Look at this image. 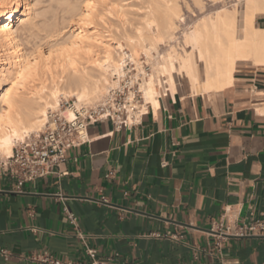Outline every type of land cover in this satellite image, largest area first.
I'll use <instances>...</instances> for the list:
<instances>
[{
    "label": "crops",
    "instance_id": "crops-1",
    "mask_svg": "<svg viewBox=\"0 0 264 264\" xmlns=\"http://www.w3.org/2000/svg\"><path fill=\"white\" fill-rule=\"evenodd\" d=\"M234 76L162 96L133 126L89 124L87 142L19 188L0 176V264H89L87 249L101 264H264V234L211 232L264 213V67Z\"/></svg>",
    "mask_w": 264,
    "mask_h": 264
},
{
    "label": "bare ground",
    "instance_id": "bare-ground-1",
    "mask_svg": "<svg viewBox=\"0 0 264 264\" xmlns=\"http://www.w3.org/2000/svg\"><path fill=\"white\" fill-rule=\"evenodd\" d=\"M160 1H148L141 16L144 26L131 33L119 29L117 39L113 33L112 39L102 40L92 25L98 1L83 0L67 33L61 34V29L55 33L60 40L29 57L30 52L20 45L33 28L32 1L0 0V153L10 156L17 142L47 125L48 113L60 110L61 97H74L76 107L101 99L118 84L125 57L135 66L138 54L152 57V72L140 85L143 110L147 104L157 109L159 98L167 94H204L232 85L238 62L264 67V27L255 23L264 15V0L222 1L220 8L182 30V45L175 34L178 8L175 3L169 5V0L164 6ZM166 42L168 48L160 51V44ZM179 77L186 82L185 92L179 87ZM27 82L34 86L20 90ZM62 112L67 118L73 116L71 108Z\"/></svg>",
    "mask_w": 264,
    "mask_h": 264
},
{
    "label": "built area",
    "instance_id": "built-area-1",
    "mask_svg": "<svg viewBox=\"0 0 264 264\" xmlns=\"http://www.w3.org/2000/svg\"><path fill=\"white\" fill-rule=\"evenodd\" d=\"M151 72V66L141 58L140 64L125 57L118 84L110 87L96 105L76 107L70 104L68 98L61 97L60 108L67 107L73 111L71 118L65 117L63 109L48 113V123L42 130L33 132L14 145L8 157H0V176L12 179L17 188L24 182L44 177L54 172L55 168L65 159L68 149L82 145L88 141L87 127L98 120L110 119L120 127L133 126L140 123L146 112L143 110V96L140 85ZM67 106V107H66ZM149 105H146V108ZM69 218L74 216L68 213ZM211 232L220 240L227 234L253 235L264 234V213L260 218L253 219L248 224L223 226L213 223ZM219 247V241L216 242ZM8 251L0 247V257L7 258ZM89 264H101L96 259L95 250L87 249ZM45 264H87L80 260L59 259L48 254H42Z\"/></svg>",
    "mask_w": 264,
    "mask_h": 264
},
{
    "label": "rangeland",
    "instance_id": "rangeland-1",
    "mask_svg": "<svg viewBox=\"0 0 264 264\" xmlns=\"http://www.w3.org/2000/svg\"><path fill=\"white\" fill-rule=\"evenodd\" d=\"M34 7V24L37 25L33 28L31 26L30 31L27 32L24 35H26V39L21 42L22 46L25 49L26 52L30 54L29 57H31V54L33 51L36 53L39 50H46L50 43L55 42V40H58L59 36L55 33H58L61 29V32L63 31L64 34L67 33L66 31L68 28L73 24V22L76 20V14L79 12L80 8L83 5V0H31ZM64 1V2H63ZM71 1V2H70ZM97 10L95 12V17L93 19L92 25L95 26V28L98 30L99 37L101 36L102 40L106 39L107 37L112 39L115 32L117 33L120 29V31L125 30L129 33L133 32L137 27L144 26L146 23L141 16H144L145 8H147V3H149V0H97ZM154 1V0H152ZM160 1V0H159ZM163 1V6L165 4L171 5V3H175L172 5L175 9L178 8L179 10V20L176 19L177 22V29H176V36L178 37L177 40L179 41L180 45H182L181 40V33L184 28H186L189 24L193 23L197 18L201 17L203 14L207 15L215 9L220 8L222 1L226 4H231L235 0H169V3L165 0ZM160 1V2H162ZM74 3V4H73ZM79 3V4H78ZM76 5L74 9L69 8L68 5ZM82 4V5H81ZM162 4V3H161ZM120 6V7H119ZM150 6V5H149ZM117 7L119 11L117 10ZM123 7V8H122ZM67 8V10H66ZM149 9V8H148ZM122 10V11H121ZM147 11V9H146ZM145 11V12H146ZM209 11V12H208ZM143 14V15H141ZM73 17H72V16ZM122 15V16H121ZM123 17V19L121 17ZM75 17V18H74ZM103 19H102V18ZM125 18V19H124ZM70 20V21H69ZM37 21V22H35ZM73 21V22H71ZM69 22V23H68ZM256 25L264 27V15H259L256 18ZM18 22L15 23V26H18ZM71 24V25H70ZM69 25V26H68ZM57 28L59 29L58 31ZM32 30V31H31ZM111 30V31H110ZM113 30V32H112ZM114 33V34H113ZM31 35V38L29 35ZM53 36H52V35ZM54 35H56L54 37ZM58 36V37H57ZM119 36V35H118ZM24 37V36H23ZM117 39V34L114 35V39ZM61 38H59L60 40ZM25 43V44H24ZM47 43V45H46ZM174 43V42H173ZM176 43V42H175ZM24 44V45H23ZM178 46V42H177ZM159 50L163 51L164 49L168 48V44L162 43L159 46ZM37 50V51H36ZM127 50V47H126ZM33 52V53H34ZM155 54V53H154ZM141 55V56H139ZM141 58L145 60L148 64L150 63L151 70H152V60L151 58H147L145 54L140 53L137 56V62L141 61ZM139 59V60H138ZM149 60V61H147ZM135 63V62H134ZM138 63V64H139ZM136 64V65H138ZM239 64H248L251 65L249 62H238ZM152 72V71H151ZM113 79H117L116 77H113ZM28 84V87H27ZM34 86L33 82H27L23 85V88L20 90L27 91L30 90ZM179 87L180 89L185 92L187 90V85L184 80V78L179 77ZM106 93V92H105ZM104 93V94H105ZM70 104L74 102L75 104V98L74 97H68ZM100 100V98H99ZM97 100L95 103H89L88 106L92 107L97 104L99 101ZM61 103V102H60ZM91 104V105H90ZM67 107V106H66ZM69 108V107H67ZM64 107H61L59 111L60 112ZM44 126L40 129L42 130ZM39 131V130H38ZM6 156V155H5ZM0 157L4 158V155L0 153Z\"/></svg>",
    "mask_w": 264,
    "mask_h": 264
}]
</instances>
